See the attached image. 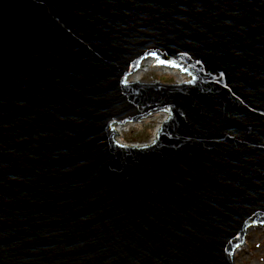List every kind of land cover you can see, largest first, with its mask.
Here are the masks:
<instances>
[{
	"label": "water",
	"instance_id": "obj_1",
	"mask_svg": "<svg viewBox=\"0 0 264 264\" xmlns=\"http://www.w3.org/2000/svg\"><path fill=\"white\" fill-rule=\"evenodd\" d=\"M258 226L264 0H0V264H236Z\"/></svg>",
	"mask_w": 264,
	"mask_h": 264
},
{
	"label": "rangeland",
	"instance_id": "obj_2",
	"mask_svg": "<svg viewBox=\"0 0 264 264\" xmlns=\"http://www.w3.org/2000/svg\"><path fill=\"white\" fill-rule=\"evenodd\" d=\"M138 77L139 80L137 81L140 82L158 81L167 85L180 81L178 78L180 76L164 73L163 71L159 70V68L151 69L145 73L141 72ZM180 78L182 79V77ZM165 117L166 116L163 115L156 116L145 123H142V125L133 128L130 133L124 136L123 142L127 143L128 145L150 144L154 139L157 130L159 129V122H161ZM235 262L236 264H264V226H258L249 231L246 244L236 254Z\"/></svg>",
	"mask_w": 264,
	"mask_h": 264
},
{
	"label": "bare ground",
	"instance_id": "obj_3",
	"mask_svg": "<svg viewBox=\"0 0 264 264\" xmlns=\"http://www.w3.org/2000/svg\"><path fill=\"white\" fill-rule=\"evenodd\" d=\"M159 68V70H161V71H163L164 73H169L170 75H174V76H180V77H182V79L180 78V77H178L179 79H180V81L179 82H186V80H187V78L189 79V77L188 76H186V75H184V74H182L179 70H176V69H169V68H164V67H162V66H156V64H155V61L154 60H152V59H149V60H147V61H145L144 63H143V65L141 66V69L139 70V72H137L136 74H134L132 77H130L129 78V81L130 82H140V81H137V80H139V77H138V75L142 72V73H145V72H148L149 70H151V69H158ZM177 74V75H176ZM142 76H143V74H142ZM186 76V77H185ZM188 81V80H187ZM142 82V81H141ZM163 123V122H162ZM161 123V124H162ZM118 130V129H117ZM119 131H120V128H119ZM118 131V132H119ZM124 143V142H123ZM125 145H128L127 143H124ZM241 249H242V247H241ZM240 249V250H241ZM239 250V251H240ZM238 251V252H239ZM237 252V253H238Z\"/></svg>",
	"mask_w": 264,
	"mask_h": 264
},
{
	"label": "built area",
	"instance_id": "obj_4",
	"mask_svg": "<svg viewBox=\"0 0 264 264\" xmlns=\"http://www.w3.org/2000/svg\"><path fill=\"white\" fill-rule=\"evenodd\" d=\"M165 68H167V67H165ZM159 116H162V115H159ZM163 116H165V115H163ZM166 118H167V116L161 122H159V127L161 126V123L166 120ZM137 126H139V125H136V124H126V125H117V126H115V129H116V132H117V137H116L117 141L119 143H122L123 142V139H124V136H126L128 133H130L132 131V129L133 128H136ZM119 128H120V131H119ZM124 143H122V144H124Z\"/></svg>",
	"mask_w": 264,
	"mask_h": 264
}]
</instances>
